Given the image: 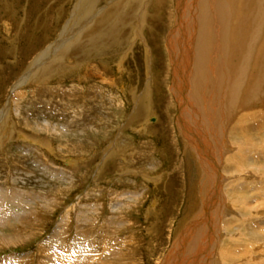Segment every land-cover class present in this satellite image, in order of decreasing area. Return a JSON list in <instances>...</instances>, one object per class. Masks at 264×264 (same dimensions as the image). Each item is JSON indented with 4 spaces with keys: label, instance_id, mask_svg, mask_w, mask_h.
<instances>
[{
    "label": "rangeland",
    "instance_id": "374dc122",
    "mask_svg": "<svg viewBox=\"0 0 264 264\" xmlns=\"http://www.w3.org/2000/svg\"><path fill=\"white\" fill-rule=\"evenodd\" d=\"M139 1L0 0V114L9 106L10 123L0 127V188L34 193L28 215L41 220L27 231L32 237L1 247L0 259L15 255L21 264H41L55 241L54 253L89 255L93 264H161L176 236L201 215L206 179L180 134L167 42L177 0ZM221 1L229 8L233 62L240 66L252 56L234 112L226 100V145L219 168L211 165L226 207L205 264H250L264 259V240L231 233L247 219L237 207L240 194L253 197L250 212L264 229V168L262 174L240 161L237 170L229 159L264 155V94L248 97L263 62L264 0ZM245 143L250 148L240 146ZM256 159L264 166L263 157ZM61 222L63 235L56 237ZM232 238L241 253L225 260Z\"/></svg>",
    "mask_w": 264,
    "mask_h": 264
},
{
    "label": "bare ground",
    "instance_id": "6f19581e",
    "mask_svg": "<svg viewBox=\"0 0 264 264\" xmlns=\"http://www.w3.org/2000/svg\"><path fill=\"white\" fill-rule=\"evenodd\" d=\"M81 1L82 3L80 4V6L83 4L84 0H81ZM176 2L178 5L177 22H176V26L173 28V30L168 35L169 37H168L167 42H168L169 52L171 55V62H172L171 65H173L172 67L174 70V81H173L174 90L173 91L176 94L178 101L180 103V106H181V111H180L181 114H179L180 117H179L178 124H179L180 134L182 135V138L185 141L187 148H190L192 150L193 155L198 159L200 163V170H202L204 174V179L206 180H202L201 182V185H202L201 193L203 195L202 200H204L203 202H201L204 205L202 208V212L200 211L201 215L199 216L198 219H195L196 222L194 223L192 222V225L185 227L182 233L176 236L175 241H174L175 243L173 244L174 245L173 252L170 253L166 257V260L162 262L161 264H166L169 260H170V264H205L207 262L206 260L207 256L208 255L210 256L211 254H213V252H215L214 249L217 244L211 242L212 240L213 241L215 240V238H212L214 237L213 230H214V226L217 223L216 219H220L222 217L221 215L224 213L225 207H226L223 204L222 193H220V188H219L220 179L218 178L219 176L216 177L215 172L212 171L211 165L216 163L214 164L215 165L214 168L215 169L219 168L218 163L221 161V160L219 161V159H221L222 157L221 154L224 152L223 149L225 148V145H226L225 144L226 142L224 143V137H223L225 136L223 135L224 130H225V125L228 119L231 118L230 112H234L235 108L232 106V103L235 105L237 102L239 93L242 88V79H244L243 74H246V71L249 66L248 62L251 59L252 55H250L251 53H249V57L246 58V60H243L240 66L235 65V63L233 62L232 60L233 58L228 52V49L230 48V47L228 48L229 8H227L225 4L222 3L221 0H177ZM141 15H140V20H142ZM237 41H238V44H243L246 40L243 38V36H240L238 37ZM262 57H263V60H262L263 62H260V64L262 63V66L258 65V72L255 75L256 76L255 83H253L252 87L248 91V94H249L248 97L250 99H253L257 95L260 96L261 94L262 95L264 94V55ZM38 72H39L38 74H41L42 69H39ZM238 72L240 73L238 74ZM21 82H19V86L22 84ZM228 99L231 102L230 104L231 109L229 112L230 116H228L227 114L228 111L226 109L227 108L226 100ZM8 107L3 111L2 114H0L1 129L5 127L7 129V126H9L7 125V123H9L7 121L8 119L7 117L9 113ZM241 123L240 125H242ZM2 130L0 131V143L2 141V138L4 137L2 134ZM248 131H253V130L249 129ZM243 134L244 133L242 132V135ZM248 144L247 143L240 144V146L245 149V147L246 148L249 147ZM260 148H262V145ZM254 151H255V148H254ZM260 153L258 154L257 152L256 153L257 155L255 154L256 157L252 153L254 155V156L251 155L253 156L252 159L250 158L251 156L244 158L243 155L240 158L241 160H239V158H236L237 156L235 157V155L233 158L231 159L228 158V159L229 161L231 160V163H234L233 166L237 170L240 168L239 162L243 161L245 163V165L242 163L243 166H246V164H249L250 167L254 169V171L256 169V171L263 174V172H261L263 171V168H264V166L262 165L263 163H260V164L254 163L257 160L256 158H260V157L264 158V155L262 154V152ZM236 161H237V164H236ZM58 171H61V170H58ZM236 173H238V171ZM232 186L234 189L237 188V184L235 183H232ZM208 194L210 195L209 198L207 197ZM232 195L231 197H233ZM35 196L36 195L34 193L20 191L16 187L15 188L14 187L13 188H0V248L8 247L11 244L18 245L21 242L29 239V237L33 236L31 232L28 234L27 231L29 229L32 230V225L35 227H38V225H40L38 223H40L41 221L39 217L31 218L32 216H36L34 213H30V216L28 215V211L30 209H35L34 206L31 204L33 201H30L34 199ZM259 196L263 197L262 195H259ZM238 197H239V200L236 201V202H239L237 206L238 210L239 212L244 213L243 216L247 215L246 216L247 219L246 220L244 219L242 222L241 221L238 222L240 223V225L239 226L236 225V227L233 229L231 233V236L234 235V233H236L237 231L238 234H243L245 236H248L249 237L248 239H250L251 241L260 240V239L263 241L264 240V229L262 228L260 224H257V223L255 224V222L258 221L257 220L258 217H256L257 214L256 213L252 214L249 208V204L251 202V199L253 200V197L252 196L247 197L241 194ZM12 204L21 210L19 211L14 208H11L10 205ZM25 204L27 205V207H25L26 206ZM247 205L248 207L245 209ZM214 207H216V212L213 210V213H216V214H214L215 217H211V214H210L211 209ZM249 213L252 216H249L248 215ZM32 219H34L33 222H32ZM62 220L66 221L67 215L63 216ZM113 223L112 225H115V222ZM231 223H232L231 220H228L225 222V225H226L225 227H228L227 231H229V227ZM262 223L264 224V221H262ZM63 226L64 225L62 224V222L60 224L58 223L57 228H56L57 232H55L56 237L57 236L62 237ZM216 230L218 231V229ZM81 236L83 237V235H80L78 238H81ZM219 236L220 238H222V235H219ZM204 237H206V239ZM234 239L235 238H232L231 241L229 242V244L231 245H229L230 249H228V251L226 249L227 256H225L224 258L225 260L232 261L241 253V250L239 248H241L242 245L241 247L238 246L239 248L237 247L240 250L238 251L240 253L236 255L237 251L235 250V247L237 245L235 246V244H237L236 242L237 240H234ZM56 244L57 243L55 241L49 244L52 246V247L48 246V248L50 247L49 250L52 253L50 254L48 252H44L45 260H42V263L40 260L41 264H93V263H89V260L87 259L89 258L88 257L89 255L88 256L86 255L87 258L86 257L80 258L81 256L80 253L74 254V255L70 253L67 256H64L63 254H60L58 252L54 253L52 249H54L53 246H55ZM232 245L234 246V248H232ZM83 246L84 244H82V247ZM82 247L76 248L74 251L78 252L79 250L82 252ZM72 251H73V248H72ZM61 255H63L64 257H62ZM22 258L23 257L21 258L16 257L15 255L8 256L3 259H0V264H21L22 262L21 260H23ZM103 258H105V256ZM102 261L103 259L100 262ZM97 262H94V263L99 264V260ZM250 264H264V259H262V261L259 260L257 263H255L254 261V263H250Z\"/></svg>",
    "mask_w": 264,
    "mask_h": 264
}]
</instances>
